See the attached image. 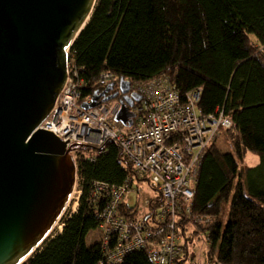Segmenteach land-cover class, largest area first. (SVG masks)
<instances>
[{
  "label": "trees",
  "instance_id": "16d2710c",
  "mask_svg": "<svg viewBox=\"0 0 264 264\" xmlns=\"http://www.w3.org/2000/svg\"><path fill=\"white\" fill-rule=\"evenodd\" d=\"M68 60L82 82L78 106L121 79L131 86L163 79L182 95L201 88L204 115L223 110L232 128L220 130L217 139H225L232 153H220L216 142L209 145L193 203L195 216L214 219L199 225L198 233L190 231L189 221L179 219L177 226L185 251V238L200 234L207 245L205 264H264V179L259 167L240 169L246 155L264 165V0H98ZM105 73L114 81L98 85ZM100 149L94 163L83 160L92 148L79 149V209L60 235L23 264H107L99 241L85 244L98 224L86 197L93 182L120 186L130 168L115 142ZM151 202L160 204L159 198ZM215 202L228 206L224 226L220 206L212 215ZM137 208L122 202L119 215L133 218ZM120 264L151 262L138 250ZM174 264L194 263L186 254Z\"/></svg>",
  "mask_w": 264,
  "mask_h": 264
},
{
  "label": "built area",
  "instance_id": "2783aa9c",
  "mask_svg": "<svg viewBox=\"0 0 264 264\" xmlns=\"http://www.w3.org/2000/svg\"><path fill=\"white\" fill-rule=\"evenodd\" d=\"M66 71L64 86L53 109L37 129L52 132L62 142L69 140L65 146L76 168L73 192L78 182L77 165L83 158L81 147L93 149L83 160L94 163L103 153L100 147L106 141H113L130 168L120 186L93 182L86 197L88 207L96 211L106 263L120 264L138 250L146 253L151 264L178 262L188 254L178 220L189 221L193 233H198L199 225L209 222L208 217L193 214L200 163L209 145L217 141L219 131L232 128L231 120L221 109L211 115L202 113L198 107L201 88L182 95L166 80L155 79L130 87L129 93H136L140 100L132 110L131 126L122 127L114 122L122 97L83 111L78 106L82 88L78 72L71 62H67ZM113 81L114 77L105 73L98 85L106 86ZM137 182L152 187L160 204L144 199L137 208L140 215L122 217L119 205L127 196L138 195L144 189ZM79 192H83L82 188ZM76 204L73 203V211ZM189 239V236L185 238L187 246Z\"/></svg>",
  "mask_w": 264,
  "mask_h": 264
},
{
  "label": "water",
  "instance_id": "95a60500",
  "mask_svg": "<svg viewBox=\"0 0 264 264\" xmlns=\"http://www.w3.org/2000/svg\"><path fill=\"white\" fill-rule=\"evenodd\" d=\"M98 0H0V264H23L40 248L71 199L76 168L65 143L37 129L67 76L68 51ZM121 79L83 111L114 100V122L132 124L139 95Z\"/></svg>",
  "mask_w": 264,
  "mask_h": 264
},
{
  "label": "rangeland",
  "instance_id": "374dc122",
  "mask_svg": "<svg viewBox=\"0 0 264 264\" xmlns=\"http://www.w3.org/2000/svg\"><path fill=\"white\" fill-rule=\"evenodd\" d=\"M253 42H254V40H253ZM69 61L70 60H68L67 62H69ZM118 88H119V82H116L114 85L113 91L114 92L117 91ZM216 146H217V149L220 153H232V150L229 147V145L227 144L225 139L218 138L216 141ZM248 167L254 168V169L259 167V169L261 170V174H262L260 177L262 178V180L264 179V165H262L261 159L258 156H255V155H253V156L252 155H246L245 156L243 161L240 163V169L244 170V168H248ZM137 185H139V186L143 185L144 189L138 195H135V193H132L131 195L127 196L124 199V202L127 203V206L137 208V207H139V205L141 204V202L144 199L152 200L154 198L155 199L158 198L157 193L155 191H152L151 188L149 186L145 185L143 182H137ZM79 191H81V186L77 182V187H75V191L71 195V199H70L69 203L67 204L65 211L62 214L60 222L52 230L50 235L42 243V245L40 246V248L37 251L41 250V248L45 242H47L48 240L50 241V240L54 239L56 236L60 235L62 233L63 227L65 226V222L77 213V211L79 209V205H80V200L82 198V193H80ZM246 195H248L247 189H246ZM198 199H199V197H198ZM148 200H145V201H148ZM148 202L150 203V201H148ZM73 203H77L75 208H74V211L72 209ZM219 206H220L219 202L214 203V207L212 209V215H216L218 213V207ZM227 209H228L227 205L223 204L220 206L221 216L218 217L219 219L218 218L217 219L219 220V222H221L222 226H224L225 221H226ZM140 214L141 213L138 210V214L136 213V215L138 216ZM207 217L209 219H214L213 216H207ZM99 237L100 236L98 233V224H97V229L95 231H91L87 235V237L85 239L86 246H91L94 243H96L97 241L100 242ZM206 250H207V245L203 242V240L201 239V237L198 234H193L190 236L187 253H188L189 257L191 258V260L194 264H205Z\"/></svg>",
  "mask_w": 264,
  "mask_h": 264
},
{
  "label": "flooded vegetation",
  "instance_id": "af4514ba",
  "mask_svg": "<svg viewBox=\"0 0 264 264\" xmlns=\"http://www.w3.org/2000/svg\"><path fill=\"white\" fill-rule=\"evenodd\" d=\"M113 93H114V91H111V92L108 93V95H111V94H113ZM121 97H123V96L119 94L115 99H118V98H121ZM137 103H138V102H134V106H136ZM134 106H133V108H134ZM133 108L130 109L131 112H132Z\"/></svg>",
  "mask_w": 264,
  "mask_h": 264
}]
</instances>
